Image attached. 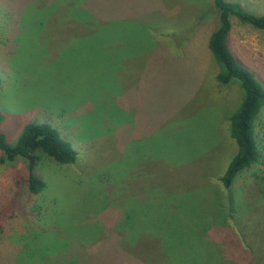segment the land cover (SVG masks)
Here are the masks:
<instances>
[{
	"label": "rangeland",
	"instance_id": "rangeland-1",
	"mask_svg": "<svg viewBox=\"0 0 264 264\" xmlns=\"http://www.w3.org/2000/svg\"><path fill=\"white\" fill-rule=\"evenodd\" d=\"M229 19L230 51L264 86V30ZM216 25L212 0H0V132L49 123L76 153L39 157L45 188L0 221V264H245L233 218L256 220L264 247V106L261 161L226 188L242 89L218 80ZM26 165L0 151V207Z\"/></svg>",
	"mask_w": 264,
	"mask_h": 264
},
{
	"label": "trees",
	"instance_id": "trees-1",
	"mask_svg": "<svg viewBox=\"0 0 264 264\" xmlns=\"http://www.w3.org/2000/svg\"><path fill=\"white\" fill-rule=\"evenodd\" d=\"M212 2L217 13V25L208 36L207 45L219 65L218 80L224 84L236 80L242 89L240 104L229 116V133L236 142L237 153L220 178L222 185L228 188L242 170L261 161V152L256 143L255 121L264 106L263 84L251 71L238 63L228 47L231 29L229 18L235 16L243 23L264 30V14L256 15L248 12L236 2L226 0H212ZM0 151L3 162L20 158L27 161L25 169L16 173L13 178L14 191L8 201L0 207V221L21 214L27 200L45 188L44 181L35 173L40 156H49L58 163H72L76 158L70 142L62 139L58 130L45 122L26 123L14 140L8 139L0 132ZM254 224L256 220L241 219L238 222L233 218V225L239 237L236 243H241L245 252V264H264V247L260 246L255 250L252 247L254 242L252 243L248 238Z\"/></svg>",
	"mask_w": 264,
	"mask_h": 264
}]
</instances>
